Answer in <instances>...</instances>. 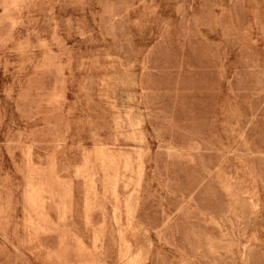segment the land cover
Segmentation results:
<instances>
[{
    "label": "rangeland",
    "instance_id": "374dc122",
    "mask_svg": "<svg viewBox=\"0 0 264 264\" xmlns=\"http://www.w3.org/2000/svg\"><path fill=\"white\" fill-rule=\"evenodd\" d=\"M0 264H264V0H0Z\"/></svg>",
    "mask_w": 264,
    "mask_h": 264
}]
</instances>
